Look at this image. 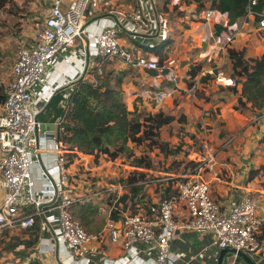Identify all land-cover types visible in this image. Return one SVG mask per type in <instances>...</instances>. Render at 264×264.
Returning a JSON list of instances; mask_svg holds the SVG:
<instances>
[{
  "label": "built area",
  "instance_id": "1",
  "mask_svg": "<svg viewBox=\"0 0 264 264\" xmlns=\"http://www.w3.org/2000/svg\"><path fill=\"white\" fill-rule=\"evenodd\" d=\"M100 1L70 0L66 7L63 0L53 1L45 19L35 23L36 31L31 43L21 46L18 51L14 78L6 87L0 113V189L4 190L0 203V232L6 228L27 229L34 225L36 216L41 217L42 230L49 232L56 243L64 245L70 252L68 262L63 264L83 259L89 262L91 259L85 257L86 246L97 235L88 233L71 213L73 203L81 200L73 189L70 170V155L78 152L67 150L55 134V165L43 171L47 179V188L43 191L45 199L38 201L30 197L37 206L44 202L47 207L25 214L22 193L26 186L33 184L34 150L41 128L38 112L65 84L86 76L94 66L101 68L103 60H118L135 70H156L158 77L174 83L170 91L147 88L137 93L158 105L173 96L180 81L174 61L161 63L156 56L146 55L137 46H127L121 41V32L135 40L140 39L146 46H154L153 40L165 39V24L159 15L154 14L155 0H135L132 9L116 16L99 18L95 15ZM256 4L257 0L251 1V5ZM219 14L217 9H207L203 13L208 24L212 21L219 23ZM251 16L249 23L257 31H264V9L259 13L250 9L245 19ZM233 40L232 31L224 36L218 35L213 49L218 52L225 50ZM75 56L78 59L76 76L65 83L48 80L49 69H56L60 61L73 64ZM207 74L213 75L219 85H236L233 77L223 72L215 73L211 68L203 69L197 81ZM64 107L68 109L67 102ZM63 121V118L56 121L61 129ZM152 154L155 156L156 153ZM215 154L216 151L210 150L204 157L194 159L193 168L186 173H168L158 178V182L178 180L168 193L162 189L158 198L148 202L147 206L139 201L134 210L120 208L119 201L127 187L125 182L109 184L92 192L89 197L101 198L98 209L106 219L100 234H107L110 241L123 250L115 264H142L143 261L171 264L172 243L178 230L210 231L220 249L231 248L248 255L262 250L260 232L264 219L260 215L258 201L247 195L226 209L212 196L210 183L202 176L206 169L210 172L215 170ZM115 212L119 216L117 221L112 218ZM181 215L184 218L179 220ZM143 253L154 255L144 259Z\"/></svg>",
  "mask_w": 264,
  "mask_h": 264
},
{
  "label": "rangeland",
  "instance_id": "2",
  "mask_svg": "<svg viewBox=\"0 0 264 264\" xmlns=\"http://www.w3.org/2000/svg\"><path fill=\"white\" fill-rule=\"evenodd\" d=\"M48 1L51 0H12L0 11V87H7L13 80V68L18 51L21 46L30 42L31 33L36 31L35 23L42 21L45 17L46 10L51 3H48ZM204 4L205 7L200 10L198 1L182 0L180 5H175L176 7L169 6V10L164 14L155 11V16L159 15L165 24V39L169 40L162 53L157 54L158 58L160 60V57L165 56L166 59H174L182 69V73L178 71L180 74V88L174 94L173 99L167 100L160 106L153 102L148 104L143 102V105L146 107L158 106L156 107L158 111L176 115L177 122L175 126L164 127L161 131V137L162 140H168L170 144L176 146L181 140L185 141L187 143L186 150H182L181 155H184L188 152L187 149H190V161L204 157L210 150L220 151L217 157V173L212 174L206 169L202 174L204 179L209 181L210 187L218 188L217 186L223 185L226 190L233 180L245 187L247 194L253 196L260 204V201L264 199V148L261 152L255 149L263 134L264 124L259 121L263 115L259 117V115L235 110L236 97L224 93L222 88L225 86L217 84L214 76L209 78L208 81H197L195 87L190 86L191 80L188 71L192 65L201 62L206 67L205 69L211 68L215 73L223 72L226 76H230L228 75L230 67L227 48L224 52L222 50L215 53V50L211 47L212 40L209 26L203 13L207 9H212V4L210 0H205ZM199 25L201 28L197 29L196 27ZM193 28L196 29L192 30ZM256 38V41L253 42L255 39H252L249 35L238 36L233 43L246 45L248 50L253 51L256 56L262 55L264 54V33L256 35ZM105 67L107 71H113L115 78L119 76L124 78L125 98L129 97V102L132 98L134 99L138 91L147 85V73L128 69L121 61L110 60ZM217 91L224 93V100L216 94ZM177 100L179 103H177ZM182 117H185L183 122L180 120ZM238 129H240L238 134L245 132L244 137H249L251 140V144L248 146H246L247 144L245 146L241 145L244 147L241 149L239 156L236 153L240 143L237 144V151H234L228 144L236 136L233 135ZM223 134H226V136L223 137ZM197 139L199 142H197ZM195 146L199 147L198 150L191 151ZM158 151L160 153L157 150H151L150 152L154 165L157 167L143 170L147 172L148 177L145 184L147 194L152 196L153 200L156 197L158 198L160 193V191L157 193V185L163 183V180L160 182L156 180L168 173H179L185 164L183 157L177 158L176 162L174 158H170L164 164L165 155L160 150ZM228 151L233 152L231 157L226 156ZM135 152L138 153L139 148H135L133 144L130 145L118 158V166L114 164L111 167V170L118 169L117 176H106L109 169V166H103L109 160L106 155H101L98 159L90 158L94 159V162L87 166L85 165V157L76 158L77 156H74L73 160H81L78 162L80 166L77 167L76 174L73 173L72 184L78 185L80 182H88L93 187H102L107 183L115 184L118 178L125 177L130 171L135 170V168L127 167L130 166L128 155ZM152 152L156 153L155 156ZM95 166H102L101 171L105 173L104 177L99 176V170H93ZM238 169H241L240 175L237 174ZM255 169H259L258 174L255 179L249 180L250 171ZM95 171L97 174H94ZM2 261L9 262L10 260Z\"/></svg>",
  "mask_w": 264,
  "mask_h": 264
},
{
  "label": "trees",
  "instance_id": "3",
  "mask_svg": "<svg viewBox=\"0 0 264 264\" xmlns=\"http://www.w3.org/2000/svg\"><path fill=\"white\" fill-rule=\"evenodd\" d=\"M196 1L200 4L199 9L205 7V0ZM251 1L210 0L212 9L227 13V25H232L238 22L239 19L244 18L250 9L257 13L264 9V0H257L256 5H251ZM11 2L12 0H0V11ZM257 18L259 17L257 16ZM216 29L218 34H220L223 30H227V26L218 24ZM263 33L264 31H262ZM233 44L227 47L230 67L228 75L236 80V85L223 87L222 90L231 97H236L235 110L259 115L260 117L264 114V54L256 56L249 52L246 45ZM137 45V48H140L145 54H150L158 53L164 43L154 46ZM108 61L110 60H103L102 68L95 66L88 77L86 75L76 79L73 83L74 88L67 100L61 91L57 92L46 104L45 112L40 115V119L42 121L51 120L56 122L59 118H63V129L60 126L56 129L57 140L62 141L67 150L92 155L95 159H98L101 155H106L109 161L116 162L130 145L133 144L135 148H139L138 153L129 154L127 157L129 165L135 167V170L130 171L125 177L118 178L116 182L127 183L126 191L119 201L120 208L122 210H134L135 205L139 201L144 202L146 205L148 202L157 199L156 197L153 200L152 196L147 194L145 184L148 177L147 172L143 171V169L149 170L157 167L153 164L150 155L151 150L163 152L165 155L164 164L170 158H174L176 162L177 158L183 157L185 164L182 170L176 174L188 172L194 162L189 160L190 149H187L188 152L181 155L182 150H186L185 146L187 143L185 141L181 140L176 146L170 144L168 140H162V129L166 126H175L177 122L176 115L149 109V107L143 105V97H138V100L134 102L132 109H130L125 100L124 78L122 76L115 78L113 71H107L105 65ZM127 68L135 70L131 67ZM205 68L202 62L191 66L188 71L191 87L196 86L198 76ZM100 69L102 70L101 72ZM146 71L151 76H155L158 73L156 70ZM212 76L207 74L201 77V81H208ZM166 86L173 88L175 84L164 79L162 87ZM150 88L161 90V88H156L154 85H150ZM5 90L6 87H0L1 106L6 98ZM223 92L217 91L216 93L222 100H224ZM65 102H67L68 109L63 105ZM177 103H179L178 100ZM180 120L183 122L185 117L180 118ZM239 131L240 129L235 132L233 136H236L228 143L234 151H237L238 143L240 145L245 143V133L241 132L238 134ZM222 136L225 137L226 134ZM197 142H199L198 139ZM260 142H264V136ZM144 147L146 149H143ZM198 148V146H195L191 151H196ZM70 156V162H72L73 155ZM258 172L259 169L251 170L250 180L255 178ZM177 180V178H174L171 181L161 183L159 186L157 185V193L159 191L161 193L162 189L168 193ZM141 181H144V183H141ZM107 185L109 184H104L101 188ZM97 200L94 197H85L74 202L71 206V213L74 219L79 221L88 233L94 235L102 233L106 223L105 216L99 212ZM34 212H36V209L33 206L30 207L29 205L25 209V214ZM112 218L116 221L119 220L117 212L113 214ZM41 222L42 218L36 216L34 225L27 229H3L0 232V259L3 260L10 254H22L21 250H18L20 246L33 247L36 245L41 236ZM16 230L20 231L19 235L12 234ZM263 237L264 235L260 234L261 241ZM29 264L40 263L32 261Z\"/></svg>",
  "mask_w": 264,
  "mask_h": 264
},
{
  "label": "crops",
  "instance_id": "4",
  "mask_svg": "<svg viewBox=\"0 0 264 264\" xmlns=\"http://www.w3.org/2000/svg\"><path fill=\"white\" fill-rule=\"evenodd\" d=\"M53 1L54 0L48 1V3L49 2L51 3L49 4L50 5L49 8H47L46 10L45 17L49 14V10H50V7ZM69 1L70 0H63V6L66 7ZM181 1L182 0H164V1L155 0L154 10L155 11L157 10L160 13L164 14V12L169 10L168 8L169 6L176 7L175 5H178V4L180 5ZM134 4H135V0H106V2H104V0H101L98 6L99 9L97 10L95 17L101 18L104 16H107V17H112L113 15L116 16L117 13L132 9ZM45 17H43V19H45ZM252 18L253 16L249 17L248 19H245L244 17V18L239 19L238 22L232 25H227V21H228L227 13L220 12V14L218 15V19L221 20L220 21L221 23L220 22L218 23L215 21H212L209 24L207 23V25L209 26L210 37L212 40L211 47H213V42H215V39L216 37H218V35L224 36L230 31L234 33V40L231 43H233L238 36L244 37L248 35L251 36L252 39H255L254 41L252 40L253 42H255L257 39L256 35L257 36L262 35V31H257V29L251 23H249ZM102 23L103 21L101 22V24ZM218 24H223L224 26H227V30H223L220 34H218L217 29H216V25ZM92 28L93 26H91V29ZM196 28L199 29L201 27L199 25ZM196 28H193L192 30H195ZM31 36H32L31 37L32 39L35 36V31L34 33H31ZM121 41L127 46H137L138 47L137 44L145 45L140 41V39L135 40V38H132L131 36L127 35L125 32H121ZM29 43H31V40ZM153 43L154 45H160L164 43V46L158 52L160 54L162 53L163 48L166 47L167 43H169V40L168 39L153 40ZM231 45L232 44H229L228 46H231ZM225 50L223 51L221 50V51L224 52ZM216 52H217V49L215 50V53ZM249 52L255 55L253 51L249 50ZM158 53H150L148 55L156 56L158 58L159 57L157 55ZM74 60L75 61L73 64H65L64 62H61V61L58 62L56 69H52V68L49 69L48 80L50 82L57 81V82L65 83L72 76H76L78 74L76 71L78 67V59L76 56L74 57ZM170 61L175 62V60L172 58L166 59L165 56L160 57L161 63L168 64ZM175 64L178 67V71L182 73V69L180 68V66L176 62ZM136 71L145 72L148 75L147 76L148 82L145 79L147 82V85H145V87L142 88V90L138 91L139 93L147 88H150V85H154L156 88H161L162 82L164 81V79H166L164 77H158L157 75L151 76L145 70H136ZM88 76L89 74H87V77ZM75 80H72L69 83L65 84L66 86L65 87L63 86L64 88L59 90L63 93V95L65 94L64 98L66 100L70 96L74 88L73 83L75 82ZM179 88L180 86L178 85V90L173 93L172 97H168L169 99L166 98V100L163 103H165L167 100L173 99L174 94H176V92L179 91ZM161 89L168 91V90H172L173 88L166 86V87H162ZM138 97L140 98L141 96H138L136 93L134 99L132 98L130 102H129V97L127 98L128 100L125 98L126 102L128 101V106L130 109H132L133 104L136 100H138L137 99ZM143 101L146 104L150 102L144 98H143ZM163 103H161L160 105H162ZM64 104L65 103H63V105ZM45 106H44V109L40 110L37 114L38 119L41 122V125L43 123H54L56 125V122H53L51 120L42 121L40 119V115L42 113L44 114L45 112ZM156 107L158 106H154V107L149 106V109H152L153 111H157ZM33 108L34 110L36 109L35 106H33ZM0 113H1V104H0ZM259 121L264 124V114L262 118L259 119ZM57 127L58 126L56 125V129ZM56 129L52 130L51 128L48 127L44 131L39 130V132L37 133V145L34 150V165H33V170H32L33 184L31 186H26L22 193V201L26 205L25 209L29 207V205L30 207L31 206L35 207L36 211L37 209L47 207V204H45L44 202H41L42 204L37 206L35 203L30 201V197L31 198L35 197L38 199V201H42L45 199L46 195L43 191L45 190V188H47V179L45 178L43 171L45 170L46 167H54L55 165V159H54L55 155H54V150H53V144H54L53 136L54 134L56 135ZM263 136H264V129H263V134L261 135L260 140L263 138ZM244 140H245V143L243 144L244 146L246 144H247L246 146L251 144V140L249 139V137H247ZM263 145H264V142L259 141V144L257 145L255 150H258V151L260 150L261 152L262 148H264ZM243 147L241 145L239 146V149L236 155L238 156L240 155L241 149H243ZM218 152L220 153V151H217L215 154V161H216L215 170L213 172H210L212 174L217 173L216 169H217V164H218V161H217V157L219 155ZM232 153H233L232 151H228L226 152V156L231 157ZM74 156H77L76 158L85 157L86 166L94 162V159H90V158H95L92 155L84 154L81 152H78V155H73V157ZM80 160L75 159V160H72V162H70V170L72 173H75V171L77 170V167L80 166L78 165L79 164L78 162H80ZM117 163H118L117 161L112 162L108 160V162H106L103 165V166H109L106 176H109V175L114 176L118 173L117 172L118 169L111 170V167H113L114 164H117ZM93 168H94L93 170H96V171L99 170V176L101 177L105 176V173L101 171L102 166H95ZM96 171L94 172V174H97ZM240 172H241V169H238L237 174L240 175ZM230 184H231L230 187H228V189L226 190L224 189L223 185H221L220 187L217 186L218 188H213V186H211L212 196L226 209H229L232 203L237 202L248 195L247 194L248 192L246 191L245 187H243L241 184L237 182L235 183L233 180L232 182H230ZM72 186H73L75 193L78 194L82 198L89 197L90 195H92V192L94 189L101 188L99 186L95 188L91 186V184L88 182H85V183L80 182L78 185L75 184ZM3 195H4V190L0 189V203L2 202ZM94 198L98 199L97 205L101 203L102 201L101 198H98V197H94ZM258 205L260 209V215L264 219V199L261 200L260 204ZM183 218H184L183 215H181V217L180 216L178 217L179 220H182ZM19 232L20 231L16 230V231H13L12 234L19 235L20 234ZM260 234L264 235V221L261 227ZM96 235L97 237L91 240V242L86 246L87 253L85 257L91 260L89 262L86 259L77 260L73 264H115V260L123 255V250L121 249V247L117 244H113L110 241L107 234L104 233V234H96ZM18 250H21L22 254H19V255L10 254L8 255V257L6 256V258L3 259V260H10V261L3 262L0 259V262L2 261V263L0 264H29L32 261H35V262L37 261L40 264H63L64 262L65 263L68 262L67 260H68V257L70 256L69 250L64 245L56 243L55 240H53V238L50 236V233L44 230L41 231L40 239L36 245H34L33 247H26L23 245V246H20ZM221 250L222 249H220L216 245L215 237L213 233L210 231L178 230L176 238L174 239L172 243L173 257L170 260V263L171 264H218ZM153 255H154L153 253L152 254L143 253V258L144 259L153 258ZM249 256L251 257L254 264H264V237L262 239V250L257 254L249 255ZM150 263L151 262H146V261L142 262V264H150ZM226 264H251V263H249L247 259L243 257L242 255H238L237 257L233 255H228L226 256Z\"/></svg>",
  "mask_w": 264,
  "mask_h": 264
},
{
  "label": "water",
  "instance_id": "5",
  "mask_svg": "<svg viewBox=\"0 0 264 264\" xmlns=\"http://www.w3.org/2000/svg\"><path fill=\"white\" fill-rule=\"evenodd\" d=\"M48 127L51 128L52 130L56 129V125L54 123H43L41 125L40 130L44 131ZM235 253H237L238 255H242L243 257L247 259L249 263L254 264L251 257L247 253H244L243 251L237 252L236 250L231 249V248H226V249L221 250L218 264H226V256L234 255Z\"/></svg>",
  "mask_w": 264,
  "mask_h": 264
}]
</instances>
